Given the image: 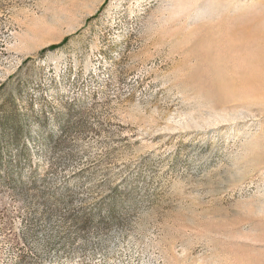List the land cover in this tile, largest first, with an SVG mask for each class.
<instances>
[{
  "label": "rangeland",
  "instance_id": "rangeland-1",
  "mask_svg": "<svg viewBox=\"0 0 264 264\" xmlns=\"http://www.w3.org/2000/svg\"><path fill=\"white\" fill-rule=\"evenodd\" d=\"M0 264H264V0H0Z\"/></svg>",
  "mask_w": 264,
  "mask_h": 264
},
{
  "label": "trees",
  "instance_id": "trees-1",
  "mask_svg": "<svg viewBox=\"0 0 264 264\" xmlns=\"http://www.w3.org/2000/svg\"><path fill=\"white\" fill-rule=\"evenodd\" d=\"M55 47V45H50L49 47H47V48H54Z\"/></svg>",
  "mask_w": 264,
  "mask_h": 264
}]
</instances>
